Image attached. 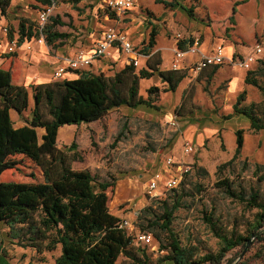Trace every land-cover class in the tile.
I'll list each match as a JSON object with an SVG mask.
<instances>
[{
  "label": "trees",
  "instance_id": "16d2710c",
  "mask_svg": "<svg viewBox=\"0 0 264 264\" xmlns=\"http://www.w3.org/2000/svg\"><path fill=\"white\" fill-rule=\"evenodd\" d=\"M43 6L57 4L58 0H35ZM186 0L163 2L167 7H181L190 17L195 18L194 6L184 4ZM198 2L199 0H190ZM79 2V0H76ZM2 11L8 0L1 1ZM231 22L235 24L237 6ZM114 15H111V17ZM65 23L59 17H50L42 30L38 24L22 18L18 27L19 43L45 37L47 44L52 45L59 39L68 38L67 34L56 30ZM12 38L13 33L10 32ZM157 31L153 28L145 55H150L156 44ZM194 40V38L192 39ZM180 49H186L179 43ZM162 61L155 54L147 61L146 67L137 70L133 64L127 65L113 77L85 73L74 80H64L45 86L33 88L34 107L31 119H26L25 126L16 128L10 116L15 111L20 117L28 110L30 92L25 86L12 82L10 71L0 69V176L9 169L17 168L23 156L33 161L42 171L40 182H3L0 180V225L9 228L6 236L9 240L22 239L28 236V246L40 250L43 243L48 251L61 247V255L55 264H116L121 255H125L133 264H150V258L144 250L133 247L134 237L127 230L120 228L121 219L110 209L109 191L115 188V181L99 179L90 170H77L75 162H81V155L75 141L69 146H58L60 129L65 126H79L101 118L109 109L120 106L138 108L154 107L149 100L139 96L141 80L159 76L167 84V91L175 92L186 77L183 71L160 69ZM264 65V63H263ZM221 65H216L211 77ZM210 77V78H211ZM246 83L257 88L264 97V80L256 72H248ZM151 90V89H150ZM244 91L238 96L234 105V114L247 117L251 130L264 129V101L246 104ZM187 95L184 102L188 100ZM191 98V97H190ZM46 104L47 118H44L42 106ZM231 115L225 116L230 119ZM38 128L45 129L40 141ZM236 151L233 158L221 166L233 165L242 154L245 137L244 130L236 131ZM264 165L256 167V175ZM203 176L209 172L199 168ZM261 180L263 176L259 177ZM231 199L246 203L247 208L257 209L256 221L252 224L249 237L240 235L230 238L219 234L222 247L217 254L197 255L194 249L182 246L171 228L175 212L182 206V198L172 189L174 203L163 204V213L159 215L152 208H147L140 220L146 219L148 228L168 233L167 244L162 243L161 250L168 253L159 259L160 264H221L229 251L238 246H246L250 237L259 234L264 228V202L258 191L249 195L245 189H237L232 181L219 183ZM201 187H198L200 190ZM151 214V217L149 215ZM140 227L146 230L143 224ZM155 236L161 240L156 232ZM263 241L264 238L259 236ZM23 244V243H21ZM26 246V245H24ZM0 247V264H9L3 259ZM4 255V254H3ZM6 256V255H5ZM261 256V253L256 257ZM242 264H248L244 261Z\"/></svg>",
  "mask_w": 264,
  "mask_h": 264
},
{
  "label": "rangeland",
  "instance_id": "374dc122",
  "mask_svg": "<svg viewBox=\"0 0 264 264\" xmlns=\"http://www.w3.org/2000/svg\"><path fill=\"white\" fill-rule=\"evenodd\" d=\"M61 2L65 4L66 0H59L58 4ZM3 6L6 9L5 15L10 16L12 21L22 17L38 23L39 12L36 9L38 5L31 3V0H16L15 3L10 0L8 5ZM197 7L203 8L200 5ZM161 9L159 6L154 7L155 12ZM106 14L111 16L105 1H102L100 17L105 18ZM70 19L68 18V21ZM123 19L116 20L109 17L105 20L100 19L99 22L105 26L103 30L114 28L127 33L128 27H133V24ZM156 25L155 40L159 37L158 46L170 47L171 41L164 36L174 39L175 32L168 28L167 22H157ZM152 30L153 26L149 25L146 37L142 38L143 41L141 38V41L138 40V35L132 36V41L139 52L144 53ZM160 30L164 36L158 34ZM99 33L97 32V35ZM96 38L98 39L93 40L95 44L92 45V49L102 37ZM139 69L141 68L137 70ZM115 70L111 69L103 75L113 77ZM200 76L201 73L197 77ZM222 85L221 88L211 86L210 83L195 85L188 93V99L194 93V100L183 103L178 92L167 91V85L158 77H154L147 82L145 88L143 82H140L139 88V96L149 100L154 107L145 105L132 108L124 105L111 108L95 121L79 126H65L59 132L58 146L64 148L75 141L83 156L81 162L73 164L75 169H89L99 179L116 182L114 190L109 191L111 212L117 213L121 220H128L135 227L133 232L127 231L134 237L133 247L144 250L150 258V264H160L159 259L168 253L166 250H161V245L167 244L169 234L148 228L146 219L140 220V217L142 214L148 216V213L144 212L149 207L161 215L165 202L169 205L174 203L175 195L172 189H176L179 197L183 196V198L182 206L174 214L171 228L182 246L194 249L197 255L217 254L222 247L219 234L228 235L230 238L251 235L250 229L256 221L258 210L249 209L246 203L231 199L219 183L225 180L232 181L237 189H245L247 195L253 190L258 191L264 202V168L258 175L255 174L256 167L264 165V149L258 148L254 134L244 133L245 142L240 158L233 165L221 168L235 155L237 138L232 128L238 127L239 122L244 125L249 121L246 117H240V120L228 121L225 126L223 109L226 100L222 101L220 95L226 86ZM29 92L31 96V90ZM257 95L258 92L253 97L257 98ZM32 109L33 102L23 117L14 116L13 119L15 122H24L31 117ZM45 109H47L46 104L42 106V112L44 118H47ZM190 109L194 110L193 115L189 113ZM222 118L226 127L225 138L220 134L207 141L202 149L197 150L193 147L190 154L185 153V145L191 143L184 140L182 131L185 126L195 122L200 128L216 127L221 123L219 121ZM16 159L20 161L18 167L3 172L0 176L1 181L26 183L43 181L42 171L33 161L23 156H17ZM169 159L173 161L172 165H168ZM198 160L200 164L196 163ZM199 168H205L209 175L203 176ZM157 175L158 187L150 193L149 184ZM260 176H263L262 180ZM123 179L133 181L136 186L133 187V193H123V188L117 187V181ZM173 179L178 180L176 186L168 187V182ZM198 187H201L200 190ZM140 224H143L146 230L142 229ZM8 232L9 228L0 225V247L3 248L1 253L9 264H55L56 259L61 255L60 246L48 251L45 249L46 243H43V247L38 250L28 246V236L11 241L6 236ZM139 232L153 236L150 246H143L137 241L135 235ZM156 232L161 240L156 238ZM259 236L264 238L263 227L259 234L250 237L248 242L251 244L243 257L241 254L246 246H238L226 254L221 264H242L244 261L248 264H264V239L262 241ZM259 253L261 256L256 257ZM116 264L133 263L125 255H121Z\"/></svg>",
  "mask_w": 264,
  "mask_h": 264
},
{
  "label": "crops",
  "instance_id": "0c3cea01",
  "mask_svg": "<svg viewBox=\"0 0 264 264\" xmlns=\"http://www.w3.org/2000/svg\"><path fill=\"white\" fill-rule=\"evenodd\" d=\"M13 1L14 3L16 2V0ZM102 1L104 2L106 0H79V2H76V0H66V3L62 4L61 2L60 6L58 0L52 16L59 17L65 23L64 26H58L56 30L60 33L67 34L68 38L59 39L52 45L47 44L45 39L43 42H40V38L25 41L22 44L19 43L18 27L22 17L12 21L10 16L5 15L2 11V6H0V69L11 72L12 82L15 85L25 86L31 90L30 104L33 102V107V88L36 86H45L64 80L78 79L85 73L101 75L108 73L111 69H116V74L129 65L128 57L125 53L119 47L114 46L111 50V56L94 60L81 74L71 73L60 81L54 79V72L58 66L64 64L66 59L75 57L79 52H82L86 56L91 55V51L93 50L91 47L95 44L94 41L98 39L96 37L103 36L106 31L103 30L105 26L100 24L99 21H101L100 19H109L110 16L106 14L105 18L100 17ZM163 2H172V0H137L133 10L122 17L116 16V20L124 18L123 20L133 24V27H128L127 33L125 32L131 41L132 36L137 35L138 40L143 41L142 38L146 37L149 25L156 28L157 22H167L168 28L175 32L174 35H182L183 40L181 43L186 48L184 50H188L193 44L192 39L194 37L200 38L199 53L187 52L178 70L185 72L186 77L180 83L178 89L172 93L178 92L181 96L180 100L184 103V98L195 85L210 83L211 86L214 85L218 86L217 88H221L223 86L222 84H224L226 88L222 91V95H220L223 99L222 101L226 100V106H224L223 110L225 111V116L231 115L230 119H220L219 122L221 123L216 127L205 126L204 128H200V125L195 122L184 127L182 131L184 140L190 141L195 149H202L207 141L214 139L220 134L225 138V126H227L228 121H236L240 120V117H245L234 114L233 111L240 94L244 91L247 92L246 104L264 101L263 94L257 88L246 83V78L250 70L251 72H256L258 78L264 80V57H259V60L252 64L250 70L235 65L231 61V59L238 60L244 58L252 52L253 46H255L258 39L264 34V0H199L198 2L186 0L184 4L189 7L194 6L195 18L190 17L181 7H167ZM31 3L38 5L36 9L39 15L46 8V6L39 4L35 0H31ZM237 3H240V5L237 6L238 12L235 14V24H233L230 19L234 14V7ZM198 5L203 8L198 9ZM155 6H159L162 9L159 12H155ZM64 11L65 13H63ZM198 13L201 14L199 15ZM68 18L72 20L70 19L68 21ZM79 18L81 21H79ZM4 27H8V34L3 32L2 29ZM11 31L13 33L12 38L10 36ZM97 32L100 33L97 35ZM160 33L164 36L162 30L158 34ZM164 37L171 41L170 47L158 46V37L153 48L154 50L152 49L150 55L147 56L136 49L139 54V63L135 66L137 69L146 67L148 59L155 54H159L162 61L160 69L164 71L172 70L174 51L178 48L180 42L175 39V36V43L173 38L169 39L166 36ZM11 41H17L19 43V49L13 54L7 53ZM219 45L224 46L225 63L220 66L212 77L211 73L215 66L205 68L200 72L201 76L197 77L200 73H194L191 69L194 63L198 62L203 54L211 55ZM154 77H158L162 82L159 76L156 75ZM149 80H141L144 88ZM162 83L166 84L164 82ZM257 92V98H254L253 95L256 96ZM194 98V93H192L191 98L188 100L192 102ZM193 107L195 109V106ZM189 113L193 115L195 112L190 109ZM10 116L16 128H21L26 125L25 122H15L13 119L14 116L20 118L15 111L11 110ZM28 119H31V117ZM223 120L225 121V126ZM239 123L237 125L238 127L235 126L232 128L234 134L238 128L243 129L245 134L247 132L252 133L258 141V148L264 149V129L253 131L250 128V121L245 122L244 125L240 123V126ZM37 131L39 138L42 139V136L45 134V129L38 128ZM40 131L41 133L39 134ZM196 163L200 164V161L198 160ZM120 182L123 183L120 184ZM117 187L123 188V193H133V187L136 186L132 180L123 179L117 181ZM114 215L121 218L117 213Z\"/></svg>",
  "mask_w": 264,
  "mask_h": 264
},
{
  "label": "built area",
  "instance_id": "2783aa9c",
  "mask_svg": "<svg viewBox=\"0 0 264 264\" xmlns=\"http://www.w3.org/2000/svg\"><path fill=\"white\" fill-rule=\"evenodd\" d=\"M137 0H106L107 9L111 12L112 15L110 19H117V17H122L126 15L129 11L133 10L136 5ZM56 4L54 3L52 6L46 7L39 15L38 20V28L40 30L49 22L50 17L52 16L55 10ZM3 32L5 34L9 33L8 27H4ZM45 39L44 36H41L39 39L40 42H43ZM175 39L178 42L183 40L182 35L176 34ZM116 46L119 47L123 53L128 57V63L137 66L139 63V54L136 51V48L132 41L128 38V35L123 31H118L114 28L107 29L102 38L97 42L95 48L91 51V55L86 56L82 52H79L73 58H69L65 60V63L58 66V68L54 72L55 80H63L68 74H81L86 68H88L94 60L102 59L111 56L112 48ZM200 46V38L194 37L193 44L189 47L188 50L180 49L179 47L174 51V58L172 62V70H179L181 64L187 54V52L191 53H199ZM19 49V43L17 41H11L9 43V47L7 49V53L13 54ZM1 57V54H0ZM259 57H264V34L258 39L255 46H253L252 52L247 54L244 58L235 60L231 59L232 63L238 65L242 68L249 69L251 68L253 63H256ZM226 61V56L224 53V46L219 45L216 47L214 52L211 55H202V58L194 63L192 66V71L194 73H200L205 68L209 66L223 65ZM193 145L188 143L185 145V153L190 154L193 151ZM173 161L169 159L168 165H172ZM158 178H153L149 184L150 193L154 192L158 187ZM178 180L173 179L168 182V187L176 186ZM120 228L125 230H130L133 232L135 227L129 223L128 220H121ZM131 235V233H128ZM137 241L141 243L143 246H150L153 242V236L149 233L139 232L135 235Z\"/></svg>",
  "mask_w": 264,
  "mask_h": 264
},
{
  "label": "water",
  "instance_id": "95a60500",
  "mask_svg": "<svg viewBox=\"0 0 264 264\" xmlns=\"http://www.w3.org/2000/svg\"><path fill=\"white\" fill-rule=\"evenodd\" d=\"M250 244H251L250 242H248V243H247V245H246V248H245L244 252L241 254V257H243V256H244V254H246V253H247V250H248V248H249Z\"/></svg>",
  "mask_w": 264,
  "mask_h": 264
}]
</instances>
